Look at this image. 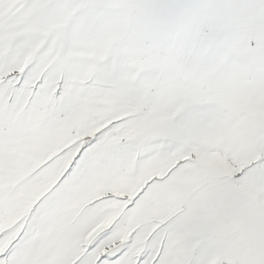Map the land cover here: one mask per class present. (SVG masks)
I'll return each mask as SVG.
<instances>
[{"label":"snow or ice","instance_id":"obj_1","mask_svg":"<svg viewBox=\"0 0 264 264\" xmlns=\"http://www.w3.org/2000/svg\"><path fill=\"white\" fill-rule=\"evenodd\" d=\"M0 264H264V0H0Z\"/></svg>","mask_w":264,"mask_h":264}]
</instances>
